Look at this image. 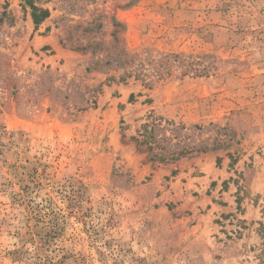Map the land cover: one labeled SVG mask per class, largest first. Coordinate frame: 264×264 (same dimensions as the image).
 I'll use <instances>...</instances> for the list:
<instances>
[{
	"label": "rangeland",
	"instance_id": "374dc122",
	"mask_svg": "<svg viewBox=\"0 0 264 264\" xmlns=\"http://www.w3.org/2000/svg\"><path fill=\"white\" fill-rule=\"evenodd\" d=\"M263 206L264 0H0V264H264Z\"/></svg>",
	"mask_w": 264,
	"mask_h": 264
},
{
	"label": "trees",
	"instance_id": "16d2710c",
	"mask_svg": "<svg viewBox=\"0 0 264 264\" xmlns=\"http://www.w3.org/2000/svg\"><path fill=\"white\" fill-rule=\"evenodd\" d=\"M32 8L36 11V13H34L33 15L35 21L41 19V16L46 17L49 14L48 10L38 11V8L35 5H33ZM257 223H258V227L256 228V231L261 240L259 245V249H260L259 255L264 259V206H263L262 217L257 221Z\"/></svg>",
	"mask_w": 264,
	"mask_h": 264
}]
</instances>
